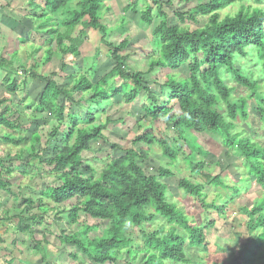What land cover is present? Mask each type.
Segmentation results:
<instances>
[{
  "label": "trees",
  "instance_id": "16d2710c",
  "mask_svg": "<svg viewBox=\"0 0 264 264\" xmlns=\"http://www.w3.org/2000/svg\"><path fill=\"white\" fill-rule=\"evenodd\" d=\"M104 1L111 0H27L29 9L34 6L33 12L27 15V21L32 23L34 26L32 30L38 36L47 38L41 47L46 49L45 64L55 55L62 60L66 57L77 58L79 48L85 42V34L88 30H92L100 36V43L108 47L107 58L113 61V65L109 72L93 83L91 76L94 72L91 67L83 74L78 70L66 75L67 66L65 63H60L58 69L60 78L63 81L71 80V84L66 86L59 85L53 79L56 77L54 73L49 77L37 73L36 65H32L28 71H25L22 65H18L20 73H15L13 79H9V75L6 74L4 82L10 95L18 86L26 88L27 78L44 83L37 101L27 107H30L35 115L43 116L45 123L52 118L56 126H61L65 120L63 104L67 101L70 105H77L78 102L74 97L81 98L82 101L89 96L88 101L91 104L83 119L77 115L69 119L71 128L51 158L42 161L41 157L34 154V145L39 142V136L34 134L16 159L21 160L26 152L29 159H37L48 172L53 173L56 185L48 186L42 197L48 199L53 206L75 201L69 204L66 215L70 223L75 224L79 215L96 224L107 223L108 228L104 236L98 239L83 241L76 233L67 235L63 231L58 237L60 244L72 246L87 254L92 264H105L112 261L115 255L123 253L131 257L134 253L135 256L138 255L140 257L138 264H165V262L191 264L186 253L191 249L205 246L203 231L205 226L209 225L199 226L198 221L191 220L193 216L188 217L177 207V204L170 202L166 192L167 186L162 181L173 177L168 165L176 161L179 148L184 147L182 142L186 145L184 136H190L191 132L202 135L220 130L225 136L223 145L227 148L235 146L240 151L248 175L253 177L255 184L264 191V148L250 143L248 139H240L241 136L238 137L237 133L232 132L234 121L238 117L247 119L246 99L238 98L234 102L230 101L232 89L228 88L218 75V69L232 70L231 67L237 58L246 57V48L264 46V8L242 6L234 15L220 18L219 11L244 0L201 1L191 11L192 14H174L179 22H183L186 18L189 22L195 23L198 16L206 18L202 27L186 30L168 23L167 15L161 10L159 0H143L144 6L140 10H137L136 3H131L123 11L138 14V21L142 25L148 27L153 20H158L151 31V51L147 60V70L133 72L128 68L125 57L120 54L126 48L127 41L121 40L117 45H110L105 40L107 27L99 17L101 3ZM36 49L39 50V47ZM36 49L32 54L37 51ZM184 65L188 76L168 75L160 84L154 79L152 85L158 90L152 89L146 81V77L154 71L166 69L175 72ZM0 67L9 72L11 66L10 63L0 59ZM234 81L253 99L256 110L263 119L264 127V92H260L258 85L249 82L244 76L235 74ZM140 93L144 95L147 105L151 106L148 109L146 103L143 105L142 120H146L151 125L164 120L177 138L172 140L174 145L172 147L163 137L156 139L152 133L160 132L158 128L149 125L147 131L133 138L132 144L157 146L162 156L168 160V164L159 167L156 176L146 175L138 164L148 160L145 152L111 145L108 162L96 177L89 166L85 167L90 170L88 178L79 176L78 170L85 165L81 160L82 153L88 151L90 142L104 140L102 133L109 124L105 118L103 123L94 126L95 113L101 102L121 96L123 103L129 105ZM160 96H166V99L160 100ZM7 101H9L8 97L2 98L0 106ZM219 105H224L228 121L218 112ZM92 106L94 109L91 108ZM7 111L6 107L3 113ZM83 123L94 127L79 128L78 124ZM0 124L7 129H17V126L14 128L15 125L7 121L2 113ZM57 130L58 128L52 129L48 137H54ZM6 136L9 134L2 137L5 142ZM21 141L24 139H19L17 142ZM184 152L187 154L184 161L189 172L202 174L205 163L187 160L190 150L184 149ZM194 152L196 153L197 150ZM1 162L0 160V166ZM4 172L7 177L10 176L9 171ZM203 176L208 185H213L214 188L218 186L223 191L231 190L233 195L240 190L235 185L223 184L218 176L210 177L205 173ZM8 186V181L2 180L0 173V189ZM177 189L191 196L204 211L209 209L217 214L224 212V203L216 205L213 200L206 201L203 186L200 184L181 179ZM219 193L220 191H217L215 194V200ZM38 206L41 210L44 209L43 202L39 201ZM30 207V200H26L22 212L27 214ZM263 207L264 198L257 201L250 211L245 207L240 209L246 217H255L252 227L262 230L257 236L259 239L264 237ZM22 212L17 216L18 223L25 221ZM7 215L6 211L1 210L0 222L9 221ZM29 219L51 225L50 221H44L40 215H33ZM129 222V227L134 228H139L142 223H157L151 231H140L143 240L141 244H135V240L128 234L129 227H125ZM24 227L32 233L28 226ZM34 243L41 258L45 259L47 257L45 248L38 242ZM133 248L137 249L133 251ZM70 258L76 261L78 256L71 254Z\"/></svg>",
  "mask_w": 264,
  "mask_h": 264
},
{
  "label": "rangeland",
  "instance_id": "374dc122",
  "mask_svg": "<svg viewBox=\"0 0 264 264\" xmlns=\"http://www.w3.org/2000/svg\"><path fill=\"white\" fill-rule=\"evenodd\" d=\"M4 1L8 2L10 0ZM159 1L160 8L167 15L168 23L171 25L186 30H196L206 22L205 17L199 16L196 18L195 23L189 22L186 18L183 22H179L174 17V14L185 15V13H191L199 2L205 0ZM131 3H136L137 10L142 9L144 6L143 0L104 1L101 3L99 17L108 29L106 42L110 45H117L121 40H126L127 46L120 54L127 58L126 61L131 71L144 72L147 68L146 59L150 56L151 51V31L157 25L158 20H153L151 25L146 27L138 21V15L130 11L124 14L123 8ZM178 3L180 7H176ZM262 5H264V0L259 2L244 0L227 6L219 11V15L220 18L227 15L232 16L239 10V7L264 8ZM121 19L124 22H121ZM32 29H34V26L31 22L21 20L19 24H12L11 27L7 28L13 34L8 33V37L4 35L1 38L3 43H0V56L4 60H10L14 65L11 72H7L3 67H0V100L4 97H10L12 103L11 105L8 104V101L3 103L0 106V114L2 113L7 121L13 123L14 128L17 126V129L11 130L0 124V160L2 161L0 173L2 180L8 181L9 184L7 188L0 189V211H6L7 216L10 218L9 221L0 222V264H92L87 254L72 246L60 244L58 237L63 231L67 235L76 233L78 238L83 241L98 239L104 236L108 228L107 223L96 224L82 215H79V219L75 224L70 223L66 215L68 214L69 204H73L75 201L53 206L48 199L42 197V193L48 186L56 185L53 173L48 172L47 168L39 164L37 159H29L26 152H24L21 160L16 159L18 153L24 150L28 141H30V137L34 134L39 136V142L34 145V154L41 157L42 161L51 158L55 154V150L64 141L67 131L71 128L69 119L74 115L83 119L88 112V108L91 106L88 101L89 96H86L82 101L81 98L74 97L78 102L77 105H70L66 101L63 104L64 123L62 122L61 126H56L52 118L45 123L43 116L32 115L30 107H27L31 106L32 102L37 101L41 82H32L30 78H27L26 88L23 89V87L18 86L15 92L10 95L6 90L4 81L6 74L9 75V79H13L14 72L20 73L19 68L17 69V65L20 64L25 71H28L32 65H36V72L40 75L49 77L50 74L54 73L56 77L53 79L59 85H70L71 80L65 79L63 81L58 72L60 63H65L67 66L66 74H71L73 70H81L83 74L91 67L94 72L91 81L94 83L110 71L113 61L107 58L108 47L100 43V36L96 32L88 30L85 34V42L79 48L77 58L66 57L62 60L55 55L51 61L45 64L44 51L46 49L41 47L43 41H46L47 38L38 36ZM15 35L18 36V43L20 44L18 47L21 50L19 55H23L22 57L17 56L19 59L14 58V55L11 58L9 57L10 53L17 48ZM38 47L39 50L36 49ZM35 49L37 51L31 57L26 56L27 52H33ZM246 52V57H239L235 60L231 67L232 70L218 69V75L223 79L226 86L232 89L230 101L234 102L238 98L246 99L247 119L244 120L238 117L234 121L232 132L237 133L238 137L241 136L240 139H248L250 143L264 148L263 119L258 114L249 93L239 88L234 81L235 74L244 76L249 82L258 85L260 92H264V46L262 48L248 47ZM168 75L186 77L188 76L186 66H182L179 71L175 72L166 69L154 71L146 77V81L152 89H157L152 85V81L155 79L160 84L164 81V77ZM143 96L140 93L132 105H125L121 96L101 102L95 113L94 126L103 123L105 118H108L110 122L102 133L104 140L98 139L90 142L88 151L82 153L81 160L85 165L78 170L79 176L88 178L90 168L92 174L96 177L108 162L111 145L122 149L145 152L148 160L138 164L146 175L156 176L158 168L168 164V160L162 156L161 150L157 146H147L142 143L132 144L133 138L141 132L147 131L149 125L158 128L160 133H152L156 139L163 137L172 147L174 146L172 140L177 138L174 131L168 128L169 126L164 120L154 122L153 125L148 124L146 120H142L141 117L144 112L142 109L140 110V106L145 105V103L147 105V101ZM6 107H9V111L3 113ZM150 107V105H147L148 109ZM91 108L94 109V106ZM217 110L228 121L224 105H219ZM139 118L140 126H138ZM94 126L86 123L78 124L79 128ZM54 128H58L55 136L48 137V134ZM5 134H9V136L4 137L6 142L2 139ZM22 138L24 141L17 142ZM184 138L186 145L180 141L184 147L179 148L176 161L168 165L173 177L162 181V183L167 186L166 192L170 202L177 204V207L188 217L193 216L194 218L192 217L191 220L198 221L199 226L209 225L205 226L203 231L205 246L202 245L200 248L186 251V255L189 257L188 262L191 264H250V262H252L251 264H264V237L257 238L262 230L252 227L254 216L246 217L241 213V210L239 211L243 207L249 211L252 210L256 202L264 198V191L255 184L254 178L248 175L246 163L240 151L235 146L227 148L223 145L225 136L220 130L206 132L202 135L191 132L190 136L186 135ZM235 142L237 143V141ZM184 149L190 150L187 160L194 163H205L202 174L196 175L189 172L184 161L185 155H187ZM195 150H197L196 153ZM86 166H89V168H85ZM4 171H9L10 176L7 177ZM204 173L210 177L218 176L223 184L235 185L240 189L237 195L233 196L231 206H228L229 201L224 203L223 200H215V191H220L224 197L230 198L233 195L231 190L223 191L218 186L214 188L213 185H208L203 176ZM181 179H187L190 182L202 185L206 201L211 202L213 200L216 205L224 203V213L217 214L209 209L202 210L191 196L185 195L177 189V184ZM26 200L31 202L27 214L22 212ZM39 201L43 202L44 209L42 210L38 206ZM232 207H235L234 211L231 210ZM50 209L52 211H47ZM262 209L264 215V207ZM21 212L25 221L18 223L17 216ZM226 212L227 214H225ZM220 214L221 218L218 217ZM33 215H40L44 221H50L51 225H47L43 221L37 222L35 219H29ZM209 222H212V224H208ZM156 223H142L139 228L129 227L128 234L135 240V244H141L143 239L140 231H151ZM24 226H28L32 233H29ZM34 242L40 243V246L45 248L47 253L45 259L41 258ZM136 249L133 248V251ZM71 254H76L78 259L76 261L71 259ZM135 255L134 253V256L131 257L126 256L124 253L118 254L114 256L112 261L105 264H138L140 257ZM165 264L173 263L165 262Z\"/></svg>",
  "mask_w": 264,
  "mask_h": 264
},
{
  "label": "crops",
  "instance_id": "0c3cea01",
  "mask_svg": "<svg viewBox=\"0 0 264 264\" xmlns=\"http://www.w3.org/2000/svg\"><path fill=\"white\" fill-rule=\"evenodd\" d=\"M6 2V3H5ZM34 7V6H33ZM33 7H30V9L28 8V5H27V0H10V1H4V0H0V43H3V40H1V38L5 35V37H8V33L10 34H13L12 32L8 31L7 28L8 27H11L12 24H16V23H20L21 20H27V15L29 14V12H33ZM124 10V8H123ZM124 12V11H123ZM126 12H124L125 14ZM138 15V14H136ZM139 19V18H138ZM15 21V22H14ZM122 21V19H121ZM4 31V32H3ZM107 32H108V29H107ZM15 38H16V41H17V48L15 49V51H12V53H10L9 57L11 58L12 55H14V58H16L17 56L19 57H22L23 55H19V53L21 52V50L18 49L19 47V43H18V36L15 35ZM24 39V37H23ZM19 50V51H18ZM15 53V54H14ZM34 54V53H33ZM32 52H27L26 53V56L28 57H31L32 55ZM42 54V53H41ZM123 56V55H122ZM125 57V56H123ZM18 58V57H17ZM148 58V57H147ZM0 59L2 61H5V62H9L10 63V71L13 70V63L10 62V60H4L2 59V57L0 56ZM19 59V58H18ZM125 59L127 60V58L125 57ZM52 60V59H51ZM50 60V61H51ZM55 60V59H54ZM148 60V59H146ZM147 63V61H146ZM126 64H127V61H126ZM20 65V64H19ZM128 65V64H127ZM18 67V65H17ZM74 68V67H73ZM128 68H129V65H128ZM5 69V68H4ZM18 69V68H17ZM130 69V68H129ZM147 70V68H146ZM145 70V71H146ZM74 71V70H73ZM144 71V72H145ZM135 72V71H134ZM138 72V71H136ZM16 72H14V75H15ZM66 74V72H65ZM67 75V74H66ZM14 78V76H13ZM62 79V78H61ZM32 82H38L39 80H36V79H31ZM41 82V81H39ZM43 82H41V88H40V92H41V89L43 87ZM39 92V93H40ZM119 97V96H117ZM144 97V96H143ZM9 101H8V104H12L11 103V100H10V97H8ZM145 99V98H144ZM7 103V102H6ZM134 103V102H133ZM131 103V105L133 104ZM144 104V103H143ZM130 105V104H129ZM143 105L140 106V110L142 109ZM9 108V107H8ZM31 110V109H30ZM139 110V111H140ZM143 110V109H142ZM9 111V110H8ZM32 111V110H31ZM142 112V111H141ZM143 113V112H142ZM144 114V113H143ZM32 115H35L33 112H32ZM143 116V115H142ZM107 121H109L108 118H106ZM110 122V121H109ZM140 118L138 119V126H140ZM148 123V122H147ZM217 193V191L215 192V194ZM237 195V194H236ZM233 196L235 195H232L230 198H227V197H224V195L221 194V192L216 196V199L218 200H223L224 203H227L228 201V206H231V203L233 201ZM241 209V208H240ZM239 209V211H240ZM232 211L235 210V207H232L231 209ZM224 213V212H222ZM242 213V212H241ZM227 214V212L225 213ZM219 218H221V214L218 216Z\"/></svg>",
  "mask_w": 264,
  "mask_h": 264
},
{
  "label": "clouds",
  "instance_id": "9594fccd",
  "mask_svg": "<svg viewBox=\"0 0 264 264\" xmlns=\"http://www.w3.org/2000/svg\"><path fill=\"white\" fill-rule=\"evenodd\" d=\"M176 7H180V4L178 3V4L176 5ZM262 7H264V5H262ZM159 99H160V100H164V99H166V96H160ZM129 226H130V222H129V224H126V225H125L126 228L129 227Z\"/></svg>",
  "mask_w": 264,
  "mask_h": 264
}]
</instances>
